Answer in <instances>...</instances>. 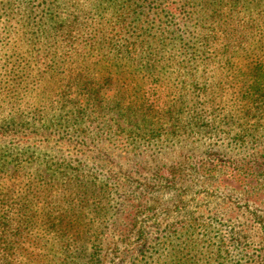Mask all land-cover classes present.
I'll return each instance as SVG.
<instances>
[{"label":"rangeland","instance_id":"1","mask_svg":"<svg viewBox=\"0 0 264 264\" xmlns=\"http://www.w3.org/2000/svg\"><path fill=\"white\" fill-rule=\"evenodd\" d=\"M177 1L152 0L155 9L145 11L126 0H89L80 13L67 0H0V153L10 155L0 180L82 179L101 213L114 215L126 207L107 205L114 189L104 184L119 183V197L168 179L149 194L148 208L172 212L161 216V229L193 199L208 213L244 212L230 222L218 214L221 226L200 237L218 242L231 224L247 226L258 241L264 23L250 5L245 43L222 55L214 39L161 13L159 6ZM253 3L264 13V0ZM74 52L73 64L63 61ZM69 165L81 173L71 176ZM245 213L255 216L248 221Z\"/></svg>","mask_w":264,"mask_h":264},{"label":"trees","instance_id":"2","mask_svg":"<svg viewBox=\"0 0 264 264\" xmlns=\"http://www.w3.org/2000/svg\"><path fill=\"white\" fill-rule=\"evenodd\" d=\"M67 1H72L71 7L81 13L89 0ZM253 1L259 0H178L175 7H159L166 17L173 18V25L184 22L199 38L214 39L221 54L226 55L230 49H239V41L245 43L250 5L256 7V19L264 23L262 4ZM151 3L152 0L125 2L145 11L155 9ZM72 21H78V17L73 15ZM128 44L126 39L121 48ZM74 53L63 61L73 64L77 55ZM118 60L122 62V58ZM5 134L0 132V137ZM6 155L10 156L0 153V168L6 164ZM66 168L72 169L73 177L81 173L71 165ZM0 174L6 175L1 171ZM82 181L68 177L56 182L40 175L25 182L12 176L0 180V264H264V227L257 231L258 241H254L255 237L250 239L247 226L235 229L231 224L221 231L218 242L212 236L198 234L205 227L221 226V218L238 220L244 212L208 213V204L188 199L177 206L179 212L175 216L179 220L161 229V216L172 212L164 207L159 211L154 205L148 208L152 196L149 194L158 192L160 183L170 185L172 180L160 179L155 186L147 185L140 192L126 190L119 197L115 196L121 188L119 183L104 184L107 189H114L109 192L107 205L126 207L114 215L101 213L103 206L92 198L87 183ZM253 216L245 213L248 221ZM169 236L177 244L167 242ZM88 242L91 248L87 250Z\"/></svg>","mask_w":264,"mask_h":264}]
</instances>
